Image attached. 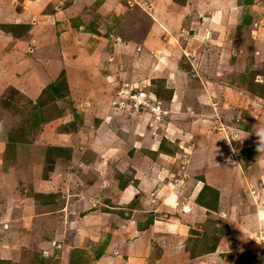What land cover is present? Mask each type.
Returning <instances> with one entry per match:
<instances>
[{
	"label": "rangeland",
	"instance_id": "rangeland-1",
	"mask_svg": "<svg viewBox=\"0 0 264 264\" xmlns=\"http://www.w3.org/2000/svg\"><path fill=\"white\" fill-rule=\"evenodd\" d=\"M86 1L81 0L78 5L83 7ZM120 1L122 5L119 12L122 15L120 18L112 17L107 20L102 34L106 36L107 31L113 28L110 31L112 35L109 40L107 38L104 40L109 45H112L113 41H118L119 46H126L125 51L117 58V68L123 71L121 74L124 81L109 79L111 80L110 89L109 85L104 86L107 91L101 93L104 95L103 99L95 93L97 90L94 89L89 92L78 91L75 83L71 86L73 93L72 90L66 91L67 88L64 85L62 87L66 89L62 91L51 90L50 87L55 83V79L39 90L35 88L34 81L25 79V82H21V78L12 77L11 73L4 75L5 72L3 73L1 68L4 63L1 60L4 51L0 49V141H3L5 146L4 149H0V152L4 150L3 156L9 157L7 161H0V170L10 178L0 182V202L5 200V195L17 199L20 194L33 195L39 201L41 196H37L38 194L32 189L37 187L33 184L35 180L30 171L32 168H37L40 163L37 159L43 157L40 176L46 179L50 174L55 175L52 171L55 160L65 161L67 157H71V152L61 150L69 147L56 145L66 138L73 145V164L70 167L73 175L69 178L73 182L71 183L73 191L78 186L86 188L88 183L101 179V183L107 189L106 197L103 194L99 196L95 194V198L97 203L102 202L103 198L111 201L109 205L112 210L108 211L110 215H114L113 213L119 210L124 214L128 212L136 214L135 210L128 211L129 209L124 205L130 200L131 208L137 205L138 208L149 211L138 213L141 221L146 220L147 216H150L152 220L170 221L171 219L178 221L186 228L187 232L183 234V237L170 241L167 251L163 250L170 257L171 264L172 262L173 264H196V262H187L185 257L187 253L194 256L201 252L203 255L211 252L205 251L211 249L215 251L218 245L216 253L203 257V261L197 264H264V197L262 191L259 192V189L264 186V181L260 179L264 161L262 163L259 161L260 166L257 165L256 159L253 158L255 147L252 150L249 147V152L246 147H240L242 144L240 141H246L243 133L240 141L232 140L231 147L227 141L228 138H225L228 146L224 145L221 134L220 140L217 135H213L212 139L221 145L217 149L220 150L216 157L218 163L227 155L226 160H229L227 164L234 166L231 162L233 160L236 162V157H233L232 153L240 154V159L237 158L240 163L237 169L240 170L238 174H242L243 179L246 178L245 186L240 180L239 183L237 181L234 184L233 179L236 178V173H233L229 177L222 178L225 181L221 186V192L224 193L222 194L223 202L218 197L217 200L210 198L204 201V204L198 201V198H203L200 194L195 200L188 198L190 202L187 201L186 208L190 209L189 213L181 209V203L185 199L182 193L184 194V190H187L189 186V182L186 183L185 174L189 176V169L193 171L198 168L197 166H193L195 169L192 168L197 158L193 150L194 144L199 138H210L212 134H215L213 130H219L218 126L221 125L219 122L221 116L215 123H212V120V122L203 123L200 116L208 117L213 106L216 107L217 112L220 106L217 96L222 93L226 110L233 108L232 110L235 111L237 107L246 105V113L250 111L249 102L253 98L243 96L236 101V98L231 97V101H228L225 100L227 99L225 96L227 92L234 90L233 85H238L235 78L241 79V74L250 68V61L245 60L249 54L253 53L254 58H258V66L264 68V59L261 55L264 51L259 49L263 45L257 41L259 40L257 36L264 38V0H236L233 3H229V0ZM65 3L73 4V0H61L56 7L62 10ZM69 14L71 13L68 11L64 15L60 12L58 16L64 21L69 18ZM89 16L91 17V14ZM85 20H87L86 16ZM91 24L95 32H99L97 28H102L101 20H98V25ZM215 28H220V31ZM149 33L156 39L154 42L160 44L159 46L168 48L164 49V59L157 63L149 61L150 56L147 51L139 50L138 47L157 46L147 42ZM85 40L86 37L82 38L81 44ZM178 46H184L195 61L193 59L189 61L184 57L179 59L178 56L182 53L178 51ZM220 46L230 48L226 52L227 55H224L225 50H221ZM236 46H247L248 49L242 48V53H239L241 55L237 54L235 57L230 50L236 51ZM91 53L82 54L88 57ZM139 53L142 54L139 55ZM209 53H213L212 56H209ZM233 57L235 59L230 61ZM112 59L113 57L107 60L112 61ZM177 60L181 62L180 65ZM21 69H29V65L17 69L18 76L23 74L19 72ZM176 70L180 71L179 75L183 76L185 81H181L176 74L174 78ZM146 71L151 74L143 77ZM198 71L202 76V82L196 81ZM258 71L264 74V70L258 69ZM158 74H161V77H156ZM78 77L74 80H79ZM259 80L256 78V82ZM251 81L250 77H246L245 82ZM88 82L90 84L97 80L92 77L91 82ZM65 84H68L67 80ZM85 85L86 81L79 84L80 88ZM187 85H191L190 88L194 86L197 91L191 93ZM240 87L245 89L243 86ZM19 88H22V91ZM163 88H175L169 101L172 96H175L176 102L165 104L156 95L155 89L161 91ZM260 89L264 94V86ZM262 106L264 108V103ZM228 113L229 116H233V113ZM246 113L241 111L240 116L244 120H251L245 116ZM261 122L264 123V119ZM169 127H176L177 135L173 136L174 133H171ZM184 128L187 131H193L191 135L188 133L187 139L184 138L185 134H181ZM201 130L206 133L202 132L200 136ZM260 130L262 132L259 138L261 134H264V129H259L258 132ZM55 135H59V138H54ZM22 141L34 144L31 151L36 155L27 153V146H16ZM185 142H190L191 145L188 147V143ZM54 147L58 150L53 149ZM152 149L156 151L151 153ZM168 150L172 154L179 150L182 154L179 156L177 153L168 157L164 154L168 153ZM227 150L228 153H226ZM261 152L264 157V146L261 147ZM35 162L37 164L34 165ZM61 163L59 164L64 165ZM59 173L58 175L65 173V169L60 170ZM249 173L255 176L251 175L249 178ZM121 175L129 179L128 183L131 185H128L127 192L125 191L126 193L119 197L118 188L114 184L119 185ZM140 176L143 177L140 178ZM41 177L38 179L40 180ZM108 178L113 180L118 178V180L112 185ZM213 179L215 181L216 177ZM140 180L143 181L142 186L139 185ZM230 183L238 188L237 191L233 187V190L229 189ZM160 188L167 190L165 195ZM262 189L264 190V187ZM172 192L176 195L171 207L165 200L169 199ZM234 192L239 198L236 201L232 196ZM250 192L253 196L249 195ZM194 201L208 209L199 207L201 212H196L198 208L194 206ZM256 208L263 211H258V217ZM135 214L133 218L136 217ZM115 219L119 220L116 215ZM82 234L83 229L78 227L75 241ZM27 259L37 263L44 261L36 258Z\"/></svg>",
	"mask_w": 264,
	"mask_h": 264
},
{
	"label": "crops",
	"instance_id": "crops-1",
	"mask_svg": "<svg viewBox=\"0 0 264 264\" xmlns=\"http://www.w3.org/2000/svg\"><path fill=\"white\" fill-rule=\"evenodd\" d=\"M80 1L81 0H73V4L65 3L64 9L60 10L56 5H58L61 0H0V49L2 48L4 51L2 54L3 57L1 58L4 63L1 68L3 69V73L5 72L4 75H9L11 73L13 75L12 77H16L17 79L21 78V82H25V79L34 81L36 83L35 88H39V90L46 86V83L52 81V79H55L54 81L56 82L58 79L63 78L65 82L67 80V90H69V92L72 90L73 93L71 86L75 83V86L78 87V91L84 90L89 92L91 89H94L97 90L95 93L103 99L104 95L101 93L107 91L104 86L109 85L110 89L111 80L120 81L123 79L121 74L123 71H119L117 68V58L122 55L126 46H119L120 43L118 41H113L112 45H109L107 41L104 40V38L109 40L112 35L110 31L113 28L111 29L109 27L110 30L107 31L106 36L102 34L103 30L106 28L104 26L107 20L112 17L120 18L122 15V13L119 12L122 3L120 0H87L84 4L85 6L80 7L78 5ZM233 2H236V0H229V3ZM88 3L91 5L89 6ZM170 4L173 3L170 2ZM67 11L71 13L68 15L69 18L64 19V21L60 20L58 16L59 13L61 12V14L64 15ZM90 14L91 17L89 16ZM85 16L87 20H85ZM95 18H97L96 21ZM98 20H101L102 28H97L99 32H95L96 30H94V26L91 23L98 25ZM215 29L220 31V28ZM195 33H197V31H195ZM150 34L151 33H149L147 42H151L157 46L138 47L139 50L143 49L147 51L150 56L149 61L152 60L154 63H157L159 60L164 59V49L167 50L168 48L167 46H159L160 44L154 42L156 39L150 36ZM84 37H86V40L81 44L80 41ZM257 37L259 39L257 40L259 44L261 43V45H263L260 46L259 49L264 51V38L262 39L260 36ZM178 47V51L182 53L178 56L179 59L184 57V59L187 58L189 61L192 59L195 61V59L190 56V52L184 49V46ZM105 48H107V50H105ZM236 48L237 50L234 52L232 49L230 50L235 57L237 54L241 55L239 53H242V48L248 49L247 46H236ZM220 49H224V55H227L226 52H228L230 48L227 46L222 48V46H220ZM105 51L107 52L105 53ZM115 51L117 54H115ZM85 52L92 53L87 57L82 54ZM140 54L142 53H139V55ZM212 54L213 53H209V56H212ZM204 55L206 56L205 51ZM261 55L262 59H264V54L262 52ZM111 57H113L114 60H107ZM235 57L230 58V61L234 60ZM245 60H249L251 65L250 68H247V71H245L247 72L246 76L251 75L255 78V81L256 78H259V82H264V80H262L264 74L262 71H258V69L264 70V68L258 66V58H254L252 53L249 54L247 58L245 57ZM177 61L180 65L181 62L179 60ZM27 65H29V69L19 70V72H23V74L20 73L22 75L18 76L17 69L23 68L24 66L27 67ZM199 71L201 70L199 69ZM199 71L196 72L198 76L196 81L202 82V76L199 74ZM179 72L180 71L176 70L174 78L175 74L176 76L179 75ZM149 74L151 73L146 71L143 77H147ZM77 76H79L78 78L80 79L74 80ZM152 76L154 77L155 75ZM159 76L161 77V74H158L156 77ZM92 77H95L97 82L92 83ZM179 77L181 81H185L183 76L179 75ZM83 81H86V85L80 88L79 84ZM88 81L91 83L89 84ZM134 82H137V80H134ZM240 86L241 85H233L232 87L234 90L230 93L227 92L225 96L227 99H224L231 101V97H233L238 101V99L243 96L246 98H253L249 102L250 106L248 109H250V111L248 114L246 113V105L244 107H237L235 111L232 110L233 108L229 109V111L226 110L227 107L224 106L222 93L217 96L220 100V106L217 112L216 107L213 106L211 107L208 117L201 118L200 116V119H203V123L207 121H213L212 123H215L221 116V119H219L221 124L219 126L221 127L218 126V129H220L217 131L213 130L215 134H212L210 138H199L196 144H194L193 150L197 158L195 160L196 164L193 163L192 168H194L193 166H197L198 168L193 171L189 169V176L185 174V177H187L186 183L189 182V186L187 190H184V194L182 193L186 201H182L181 209H183V211L185 210L186 213H189L190 210L186 208V205H188L187 201H189L188 198L195 200L199 194H203L202 188L204 184L209 185L213 189L208 190L209 192L207 196L203 198L202 203L208 201L210 198L216 200V198H214V194L216 193L215 190L221 192V186L225 183L222 178L229 177L233 173H236V178L233 179L234 184L237 181L239 183L240 180L243 186H245L244 180H246V178L243 179L242 174H238L240 170L237 169L240 164L237 158H239L240 154L236 152L232 153L233 157H236V162L234 160L231 162L234 163V166L227 164L229 161L226 160L227 155L224 157V160L221 159L223 161L218 163L216 157L218 155L217 152L220 150L217 149L221 145L212 139L213 135H217L219 138L218 140H220L221 134L222 142H224L225 146H228L227 142H225V138H228L227 141L230 145L232 140L236 142L237 140L240 141L243 133L246 141H240L242 142L240 147H246L248 152L250 151L249 147H251V150L255 147L253 149V158L256 159L257 165L260 166V162L262 163V161H264L261 148L258 150V145L260 144L259 134L262 132V130L259 132L258 130L264 129V123L261 122L262 119H264V108L262 106L264 100L254 93L242 89ZM190 87L191 85H187L191 93L197 91L194 86H192V88ZM19 89L22 91V88ZM174 92L175 88L172 89L171 94ZM163 101L165 104L172 101L176 102V97L172 96L169 102L166 100ZM241 111L245 112V116H248L251 120H244L240 116ZM165 112L168 115L166 110ZM215 112L219 115L218 117H214V115H216ZM228 112L233 113V116H229ZM169 129L171 133H174L173 136L177 135L176 127H169ZM192 132L191 130L187 131L185 128L181 130V134H185V139H187L188 133L191 135ZM202 132L205 131L201 130L199 132L200 136ZM58 136L55 135L54 138L58 139ZM69 139L71 138L69 137ZM60 142L62 143L58 142L56 145L69 147L71 149V157L65 160L67 161L66 163L60 159L55 160V167L52 170L55 172L53 173L55 175L50 174L51 176L49 175L48 178L42 179L40 175L42 173L41 160H43V157L37 159L40 161L37 168H32L30 171L32 178L35 180L33 184L37 189L30 186L34 192L38 194L37 196H41L40 200L38 201L37 197L34 198L33 195L20 194L17 199L15 197L9 198V196L5 195V200L0 202V264H37V262L30 261L27 258L44 260L47 264H77L75 261L77 259L82 260L85 264H168L169 260L171 264L170 257L166 252H163V250L167 251L171 243L170 241L173 242L174 239L177 240L179 237H183V234L185 235L187 232L185 230L186 228L178 221H172L171 219L170 221L165 219L152 220L150 216H147L146 220H144L145 222L141 221L138 213L141 211H149L138 208L139 206L137 205L131 208L129 206L130 200L125 202L124 205L129 209L128 211H131V209L135 210V218H133V213L128 212L124 214L123 211L120 210L114 212V215H110L108 211L112 210L110 208L111 201L108 198H103L102 202L97 203V198H95V194L98 196L99 194H103V196L106 197L105 194L107 189L106 186L101 183V179L93 180L85 186L86 188L75 186V191H73V187L71 186L73 182L69 179L71 175H73L70 170V167H72L71 164H73V145L72 143L70 144L66 138H63ZM190 142H185L188 143V147L191 145ZM33 145L34 144L22 141L17 143L16 146H27V153L36 155L31 151ZM4 147L3 141H0V149H4ZM228 150L226 153H228ZM152 151L156 150L152 149ZM3 152L4 150L2 153L0 152V159H2L0 161L2 162L7 161L9 158L4 157ZM177 153L179 156L182 154L179 150L173 154L168 150V153L164 154L169 157ZM11 159L13 158L11 157ZM61 162L64 165H60L59 163ZM235 163H237V165ZM35 164L37 163L35 162L34 165ZM216 164H218V166H216ZM220 164L223 165L221 166ZM137 167H139V165ZM63 169H65V173L58 175L60 174V170ZM2 173L4 172L0 170V182L5 181L6 178L10 180L5 173ZM251 175L252 174L249 173V178H251ZM254 176L255 175H252V177ZM39 177H41L40 180L38 179ZM142 177L143 176H140V178ZM215 177L216 179L214 181L213 178ZM260 177L263 182L264 169ZM108 179H110L109 183L112 185L118 180V178L117 180H113V178ZM142 182L143 181L140 180L139 185L142 186ZM128 185L131 184H127L123 188H120L118 184H114V186L118 188L119 197L127 192L129 188ZM228 186L231 190H233L232 187L235 188L232 183L228 184ZM262 188L259 189V192L261 193L262 191L264 197V190ZM237 189L238 188H235L236 191ZM246 189L248 190V188ZM161 190L165 195L166 189L162 188ZM204 191L207 190L205 189ZM220 192L218 197L219 200L221 198L223 202L224 198H222V194L224 193L221 192L220 194ZM234 193L235 194H232V196L234 197V201H236L239 198L236 196V192ZM175 195L176 194L172 192L169 199L165 200L167 205L172 207ZM249 195L253 196V193L251 194L250 192ZM247 196L248 194L246 197ZM158 197H160V195H158ZM206 203L209 206V203ZM194 206L198 208H196V212H199L201 207L208 209V207L206 208L196 201H194ZM258 211L262 210L256 208L257 217ZM115 215L119 220L115 219ZM128 215H130V217H127ZM107 217H109V219ZM148 217L151 218V221L146 223ZM78 227L79 229H83V234L76 238L77 240L75 241L74 238L76 237ZM155 247L157 248L155 249ZM218 247L219 245L216 246L215 249L217 250ZM216 250L203 255L201 252L196 253L194 256L185 253V257L188 263L196 262L197 264L203 261V257L216 253ZM221 254L223 253L221 252Z\"/></svg>",
	"mask_w": 264,
	"mask_h": 264
},
{
	"label": "trees",
	"instance_id": "trees-1",
	"mask_svg": "<svg viewBox=\"0 0 264 264\" xmlns=\"http://www.w3.org/2000/svg\"><path fill=\"white\" fill-rule=\"evenodd\" d=\"M249 74V73H248ZM247 75V72H244V73H242L241 74V79H239V78H235V82H237V84L238 85H241V86H243L247 91H249V92H251V93H254L255 95H257V96H259V97H261L263 100H264V94L260 91L261 89V87H263L264 86V83H261V82H256L255 81V78L254 77H252L251 75L250 76H246ZM246 77H250L251 79H252V81L250 82V83H247V82H245V79H246ZM62 85H64V87H66L67 88V85L65 84V80L63 79V78H61V79H59L57 82H55L54 84H52L51 85V90L52 89H55L56 91H62L63 89H66V88H63L62 87ZM157 88V87H156ZM55 90H54V92H55ZM66 91H67V89H66ZM59 93V92H58ZM155 93H156V95L160 98V99H163V100H166V101H169L170 100V96H171V93H172V89H165V88H163V90H161V91H157V89H155ZM74 129V128H73ZM53 149H57L58 150V148L57 147H54ZM61 150H66V151H69V152H71V149L70 148H63V149H61ZM153 152H155V151H152L151 153H153ZM68 158H70V157H67V159ZM129 179H125L124 177H123V175H121L120 176V178H119V187L120 188H123L124 186H126L127 184H129L128 181ZM207 190V191H204V190ZM210 189H213L212 187H210L209 185H207V184H204V186H203V188H202V191H203V198L205 197V196H207V194H208V190H210ZM216 192V191H215ZM200 195V194H199ZM218 195H219V193L218 192H216L215 194H214V197L216 198V200H217V198H218ZM198 197V196H197ZM202 198V199H203ZM197 199V198H196ZM202 199H200V198H198V201H200V202H203V200ZM149 221H151V218L150 217H148L147 218V221H146V223L147 222H149ZM145 222V221H144ZM194 231V230H193ZM212 251V250H211ZM191 256H193V255H191ZM76 261V263L77 264H85L82 260H80V259H77V260H75ZM43 264H47V263H45L44 261L42 262ZM21 264H23V263H21ZM34 264V263H33ZM37 264H41V263H37Z\"/></svg>",
	"mask_w": 264,
	"mask_h": 264
},
{
	"label": "clouds",
	"instance_id": "clouds-1",
	"mask_svg": "<svg viewBox=\"0 0 264 264\" xmlns=\"http://www.w3.org/2000/svg\"><path fill=\"white\" fill-rule=\"evenodd\" d=\"M259 140H260V144L258 145V150H260V148H261L262 146H264V134H261V135H260Z\"/></svg>",
	"mask_w": 264,
	"mask_h": 264
}]
</instances>
